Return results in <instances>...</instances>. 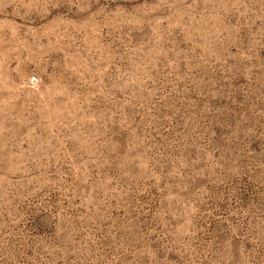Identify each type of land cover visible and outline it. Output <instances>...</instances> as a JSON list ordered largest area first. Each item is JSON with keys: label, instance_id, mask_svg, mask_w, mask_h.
<instances>
[{"label": "rangeland", "instance_id": "1", "mask_svg": "<svg viewBox=\"0 0 264 264\" xmlns=\"http://www.w3.org/2000/svg\"><path fill=\"white\" fill-rule=\"evenodd\" d=\"M0 264H264V0H0Z\"/></svg>", "mask_w": 264, "mask_h": 264}]
</instances>
